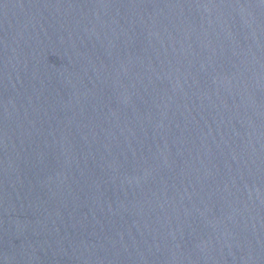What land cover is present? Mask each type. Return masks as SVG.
Wrapping results in <instances>:
<instances>
[{
    "label": "water",
    "instance_id": "1",
    "mask_svg": "<svg viewBox=\"0 0 264 264\" xmlns=\"http://www.w3.org/2000/svg\"><path fill=\"white\" fill-rule=\"evenodd\" d=\"M0 264H264V0H0Z\"/></svg>",
    "mask_w": 264,
    "mask_h": 264
}]
</instances>
